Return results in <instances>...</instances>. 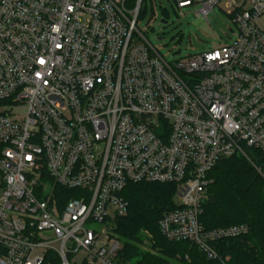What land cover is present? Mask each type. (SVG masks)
Masks as SVG:
<instances>
[{"label":"built area","instance_id":"obj_1","mask_svg":"<svg viewBox=\"0 0 264 264\" xmlns=\"http://www.w3.org/2000/svg\"><path fill=\"white\" fill-rule=\"evenodd\" d=\"M176 2L223 7L237 38L169 62L144 0H0V264H128L115 230L137 183L176 186L161 231L208 259L250 232L201 215L220 161L264 176V0Z\"/></svg>","mask_w":264,"mask_h":264},{"label":"trees","instance_id":"obj_2","mask_svg":"<svg viewBox=\"0 0 264 264\" xmlns=\"http://www.w3.org/2000/svg\"><path fill=\"white\" fill-rule=\"evenodd\" d=\"M211 177L201 223L206 230L247 224V235L215 243L219 259H208L197 245L170 242L161 231L163 214L177 208L174 184H130L123 193L129 210L115 230L120 258L128 264H264V177L242 156L220 161ZM146 239L155 253L142 249ZM48 257L59 264L55 253Z\"/></svg>","mask_w":264,"mask_h":264},{"label":"rangeland","instance_id":"obj_3","mask_svg":"<svg viewBox=\"0 0 264 264\" xmlns=\"http://www.w3.org/2000/svg\"><path fill=\"white\" fill-rule=\"evenodd\" d=\"M199 9V6L179 9L176 0H144L139 28L169 62L195 56L235 41L237 26L226 9L216 7L208 19L196 14ZM164 19L168 21L167 24L163 23ZM261 26H264V20L261 21ZM141 247L155 253L148 239ZM80 257L78 255L76 259L80 260ZM171 264L179 263L172 261Z\"/></svg>","mask_w":264,"mask_h":264},{"label":"water","instance_id":"obj_4","mask_svg":"<svg viewBox=\"0 0 264 264\" xmlns=\"http://www.w3.org/2000/svg\"><path fill=\"white\" fill-rule=\"evenodd\" d=\"M163 23H164V24H167V23H168V21H167L166 19H164V20H163Z\"/></svg>","mask_w":264,"mask_h":264}]
</instances>
